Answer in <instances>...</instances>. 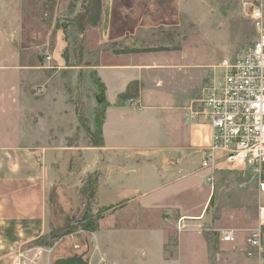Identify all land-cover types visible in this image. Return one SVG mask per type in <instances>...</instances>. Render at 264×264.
Masks as SVG:
<instances>
[{"label": "rangeland", "instance_id": "obj_1", "mask_svg": "<svg viewBox=\"0 0 264 264\" xmlns=\"http://www.w3.org/2000/svg\"><path fill=\"white\" fill-rule=\"evenodd\" d=\"M86 2L0 0V97L25 101L27 152L35 157L46 156L53 179L45 187L43 216L27 222V241L15 264H22L21 259L23 264H52L57 258L74 254L89 256L92 232L79 226L86 216L90 221L96 219L98 239H104L111 230L106 229L108 226L117 227L113 228L117 232V251L147 245L148 263L157 262L161 255L173 264H259L254 257L246 256L243 235L246 229L256 226L258 207L264 204L259 185L264 170L259 176L222 162L203 168L201 161L205 147L211 143V129L198 115H190L199 109L203 88L217 75L218 62L223 57L240 55L250 44L254 31L249 5L260 4L264 13V0H178L176 15L166 10L168 19L160 25L127 35L139 48H155L142 52L146 62L161 53L165 65L137 81L138 97H119L121 105H116L117 94L123 91L121 79L100 65L111 63L115 51L128 46L123 39L102 38L105 0L99 22L87 26L83 33L77 31V17L83 14ZM168 2L162 0V7ZM80 44L81 58L77 57ZM77 61L80 64L76 65ZM97 75L106 82L104 96ZM103 97L113 104L111 110L123 107L134 118L132 124L109 119L107 141L185 146L179 155H184V169H175V175H163L164 182L168 176L184 179L176 199L167 202L168 206L144 212L138 218L136 207L133 210L127 200L119 201L122 192L116 187L108 190L110 186H95L94 197L89 199L87 180L95 178L98 182L99 162L103 159L97 152L86 151L91 144L76 110L94 130L99 121L95 114L99 116L103 109ZM186 116L196 122L186 121ZM110 127L120 133L110 137ZM38 149L42 153L36 155ZM146 156H134L133 160ZM109 157L116 161L112 155ZM176 158L177 154L171 152L164 162L174 166ZM28 159L27 171L33 165ZM158 167L163 168L161 164ZM109 200L119 202L108 205ZM111 205L116 210L112 213L107 210ZM179 224L184 226L181 231ZM135 226L154 230L148 233ZM66 228L73 231L63 234ZM225 228L237 231L235 242L219 239L218 230ZM114 256L126 261L130 257L124 252H115ZM135 260L133 257V263Z\"/></svg>", "mask_w": 264, "mask_h": 264}, {"label": "crops", "instance_id": "obj_2", "mask_svg": "<svg viewBox=\"0 0 264 264\" xmlns=\"http://www.w3.org/2000/svg\"><path fill=\"white\" fill-rule=\"evenodd\" d=\"M168 1V5L162 7V0H145V2L142 0H105L101 24L103 28L102 38L111 36L115 39H123L128 47H139L134 38H127V35L150 30L154 26L160 25L163 20L168 19L166 16L169 14L166 10L174 12L176 15L178 13V0ZM158 54L157 57L149 58L150 62H146V56L142 52L113 54L115 59L110 60L111 63L101 64L100 66L109 70L117 80L121 79V88L124 91L129 82L145 80L150 70L160 69L165 65L161 53ZM116 58L123 59L115 62ZM102 81L107 90L106 82ZM123 91L118 92L117 96ZM117 99L116 105H121L123 101L119 96ZM106 101L107 105L104 107V122L102 124L103 146L93 147L90 145L86 149L87 152L99 153L103 159L102 162H99L98 188L110 186L108 189L110 190L111 187H116L118 192H122L119 201L127 200L131 209H133V206L136 207V212L139 213L136 216L138 218L142 217L144 212L168 206L167 202L176 199V195L181 189V182L184 179L177 176L173 177L172 180L171 176H168L167 180H171L164 182L163 175H175V169H184V155L182 157H179V155L182 154L180 151L184 150L185 146L181 144L176 146L122 145L111 140L107 141L105 129L109 119L115 122L121 121L132 124L134 118L128 116L129 114L123 110V107L111 110L113 104L107 100V97ZM25 112V101L23 99L0 97V264H15L20 260L19 257L23 253L21 250L24 249L27 241V222L37 220L43 216L45 212V187L53 181L46 166V156L39 155L35 157L31 152H27ZM187 116L185 117L186 121L196 122L191 118L186 119ZM1 117L7 119H4V121L1 120ZM11 117L14 119L12 123ZM108 133L112 137L120 132L114 127H110ZM198 147H201V145ZM38 151H35L36 155L42 153L39 149ZM171 152L177 154V161L173 163L174 166L168 167L164 160ZM145 154L147 159L157 158L158 160L152 162L145 159V157H137L133 160L134 156ZM110 155L116 161H110ZM27 158H29V163L33 164L28 167L29 171H27ZM31 159H34L32 160L33 163L30 162ZM117 159L124 161H118ZM160 164L163 167L161 170L158 167ZM169 168H171L170 171ZM139 176H143V179H139ZM115 202L109 200L108 205ZM135 227L139 231L146 229L148 233H151L150 231L153 229L147 226ZM113 228L117 227L108 226L106 228L111 230L108 231L104 239H98L99 230L92 232L93 243L88 256V264H173L174 261H165L161 258V255H159L157 262L148 263L145 251L147 245L142 243L134 245V247L121 248L120 251H117L114 236L117 232ZM156 231L161 233L158 229ZM142 233H146V231ZM159 245L160 239L158 240ZM115 252H124L129 255V261L118 259L114 256ZM95 253H97L96 257L93 256ZM133 257L136 258L134 263L132 261ZM253 259L259 264H264V257Z\"/></svg>", "mask_w": 264, "mask_h": 264}, {"label": "built area", "instance_id": "obj_3", "mask_svg": "<svg viewBox=\"0 0 264 264\" xmlns=\"http://www.w3.org/2000/svg\"><path fill=\"white\" fill-rule=\"evenodd\" d=\"M253 37L235 57H223L217 75L202 90L199 109L191 111L211 129V143L204 149L203 168L225 163L258 174L264 170V13L260 4H250ZM208 180H211L209 178ZM264 192V179L259 180ZM256 226L246 229V256L264 257V204L259 205ZM184 226L178 225L181 231ZM234 229H219L223 242L237 239ZM21 263L24 261L21 259Z\"/></svg>", "mask_w": 264, "mask_h": 264}, {"label": "trees", "instance_id": "obj_4", "mask_svg": "<svg viewBox=\"0 0 264 264\" xmlns=\"http://www.w3.org/2000/svg\"><path fill=\"white\" fill-rule=\"evenodd\" d=\"M102 1L103 0H87V2L85 4H83V14H79L77 19L78 22L76 23V29L78 32L83 33L87 26H92V25H96L99 20H100V16H101V7H102ZM81 50H82V44H80L79 48H78V54L77 57L81 58ZM155 50V48H148V47H143V48H132V47H124L121 48L120 50L115 51V53L119 54H127V53H141V52H149V51H153ZM80 64V61H77L76 65ZM96 73V72H95ZM98 76V75H97ZM99 82L100 88H101V94H103L106 91V87L104 85V83L102 82V80L100 79V77L98 76L96 78ZM138 83L137 81H131L127 84L125 91L120 94V98H135L138 97ZM101 104L103 105V109L100 110L99 112V116H97L95 114V118H99V121L96 122V127L94 130H92L91 128H89V126L86 125L85 123V119L82 117V115L80 114V112L78 111V109L76 110V114L78 116V121L80 122V124L83 126L84 131L86 133V136L91 144V146L93 147H101L103 146V136H102V124L104 122V107L107 105V101L106 98L103 97L101 99ZM87 184H89L90 187H88V191H89V199L91 200L94 197V189L95 186L98 185V182H96V179L93 178H89L87 180ZM81 192L84 194L85 193V189H82ZM115 206L111 205L107 207V210L110 209V213L114 212ZM89 216L84 217L79 226L82 230L84 231H89L94 232L97 229V221L96 219L90 221V218L88 220ZM73 231V229L71 228H66V231L63 232V234H69ZM52 238H56L55 236H53ZM84 258V257H83ZM86 261H88V256L84 258Z\"/></svg>", "mask_w": 264, "mask_h": 264}, {"label": "water", "instance_id": "obj_5", "mask_svg": "<svg viewBox=\"0 0 264 264\" xmlns=\"http://www.w3.org/2000/svg\"><path fill=\"white\" fill-rule=\"evenodd\" d=\"M52 264H88V261H86L81 255L74 254L71 256L57 258Z\"/></svg>", "mask_w": 264, "mask_h": 264}]
</instances>
